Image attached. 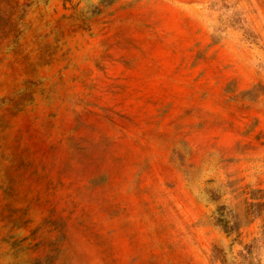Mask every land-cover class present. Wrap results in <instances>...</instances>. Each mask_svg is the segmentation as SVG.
Returning <instances> with one entry per match:
<instances>
[{
  "label": "rangeland",
  "instance_id": "rangeland-1",
  "mask_svg": "<svg viewBox=\"0 0 264 264\" xmlns=\"http://www.w3.org/2000/svg\"><path fill=\"white\" fill-rule=\"evenodd\" d=\"M0 264H264V0H0Z\"/></svg>",
  "mask_w": 264,
  "mask_h": 264
}]
</instances>
